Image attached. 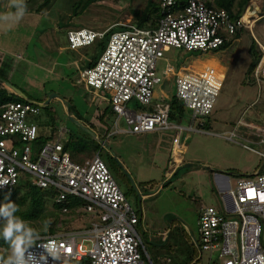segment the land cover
Here are the masks:
<instances>
[{
  "label": "built area",
  "instance_id": "built-area-1",
  "mask_svg": "<svg viewBox=\"0 0 264 264\" xmlns=\"http://www.w3.org/2000/svg\"><path fill=\"white\" fill-rule=\"evenodd\" d=\"M158 1L161 17L154 27H141L130 20L117 23L120 29L116 31L70 29L66 37L71 49L104 41L96 61L79 70L78 81L92 91L111 93L114 132L174 131L170 158L175 167L182 163L186 151L181 134L203 130L225 72L221 65L210 63L196 70L184 66L177 69L167 63L159 71L158 63L171 48L202 53L217 50L224 36L231 37L246 25L242 17L234 21L227 11L208 6L206 0H188L179 13L171 12L176 0ZM261 50L264 53V47ZM254 74L259 79L264 77V56ZM171 81L175 93L161 90L156 94L158 86ZM174 98L191 112L189 125L169 120ZM39 112L38 104L25 100L0 107V205L13 202L23 173L37 187L53 189L54 201L64 205L63 211L68 210L72 199L79 201L90 222L81 230L37 237L29 249L35 257L33 264H153L137 230L141 218L98 153L82 163L73 161L64 149L65 129L39 150L33 148L38 135L33 117ZM120 118L125 129L118 127ZM252 130L258 131L264 144V129ZM235 137L234 129L228 139ZM255 152L264 159V151ZM216 186L220 206L200 210L198 239L194 242L200 251H217L218 258L210 256L208 264H264V172L241 175L234 187L224 176ZM87 241L92 243L90 249L83 244Z\"/></svg>",
  "mask_w": 264,
  "mask_h": 264
},
{
  "label": "rangeland",
  "instance_id": "rangeland-1",
  "mask_svg": "<svg viewBox=\"0 0 264 264\" xmlns=\"http://www.w3.org/2000/svg\"><path fill=\"white\" fill-rule=\"evenodd\" d=\"M87 1L53 0L49 7L36 11L42 0H23L26 9L17 19L13 0H0V17H9L0 18V79L36 103L48 100L51 93L59 97L50 100L33 120L45 134L65 129L63 140L69 131L84 138L87 149L82 158L100 155L141 218L137 230L153 264H208L210 256L218 258L217 251H200L194 241L200 210L220 206L214 175L223 172L234 187L239 175L264 172V159L255 152L264 151L258 131L241 125L237 137L228 139L238 119L264 127V77H255L249 69L251 50H256L253 39L259 41L260 49L264 47V0L247 5L241 17L250 10L252 16L245 25L251 28L240 31L226 48L208 53L171 48L159 61L161 71L167 63L178 69L200 67V62L218 65L214 62L218 60L225 72L206 130L181 134L186 151L178 167L170 164L169 157L174 131L114 132L111 93L92 91L78 81L79 70L96 61L99 53L94 55L91 46L71 49L66 37L70 29L116 31L120 29L116 24L130 21L131 10L142 8L146 0H91L84 7ZM172 82L158 86L156 94L161 90L175 93ZM190 114L184 110L181 126L191 122ZM118 127L125 129L122 118ZM78 210L85 213L81 207ZM83 244L92 247L90 241ZM10 254L0 248L1 260Z\"/></svg>",
  "mask_w": 264,
  "mask_h": 264
},
{
  "label": "trees",
  "instance_id": "trees-1",
  "mask_svg": "<svg viewBox=\"0 0 264 264\" xmlns=\"http://www.w3.org/2000/svg\"><path fill=\"white\" fill-rule=\"evenodd\" d=\"M52 1L53 0H42V3L38 6L36 11H40L44 7H49ZM90 1L91 0L85 2L86 4L83 6H87ZM251 1L252 0H206V4L213 8L224 9L228 12L230 18L236 21L241 18L244 10ZM187 2L188 0H176V5L171 12L179 13L183 10ZM78 9L79 3L75 5V13H77ZM131 15V22L134 24L145 28L154 27L156 26L158 19L161 17L159 1L146 0V3L142 8L138 7L132 9ZM244 29H248V27L238 29L237 32L231 36V38L224 36V43L220 48H226L233 39H237L239 37L240 31ZM253 45L256 50H251L252 60L249 67L252 73H254L257 64L263 56V51L260 49L255 39H253ZM90 46L92 47L93 54L97 55L103 50L104 41H96ZM92 63L93 61L89 62L87 66ZM23 101L24 99L22 97L0 83V107L10 102ZM109 107L111 113H113L111 105ZM43 108H47V105ZM69 108L71 112V105H69ZM41 109L42 108L40 107V110ZM184 110L183 106L174 98L170 105L169 120L176 124L182 123L185 117ZM98 117L101 118V114ZM207 124L208 121L205 120L203 129L206 130ZM56 137L57 134L55 131L52 130L51 133L45 134L43 129L38 126V135L33 143V148L35 150H39L45 142L54 140ZM63 144L64 149L68 151L73 161L82 163L86 160L85 158H82V153H84L87 149V142L84 138L69 131L67 138L63 140ZM93 146L96 148L98 144H93ZM170 164L174 167V163L171 158ZM109 170L112 173L110 168ZM175 174L176 173L173 175ZM55 197L56 193L53 189H42L37 187L32 183L29 176L22 173L19 178L18 185L15 187L12 195L13 203L19 207V211L15 213V215L26 221L29 226L34 228L38 233L37 237L81 230L89 227L90 218L86 216L83 211L78 210V207L81 204L80 202H77L76 199H72L69 203L68 210L63 211L64 205L56 203L54 201ZM2 224L3 222L0 221V227H2ZM0 248L4 251H10L9 245L5 243L2 238H0Z\"/></svg>",
  "mask_w": 264,
  "mask_h": 264
},
{
  "label": "clouds",
  "instance_id": "clouds-1",
  "mask_svg": "<svg viewBox=\"0 0 264 264\" xmlns=\"http://www.w3.org/2000/svg\"><path fill=\"white\" fill-rule=\"evenodd\" d=\"M13 4L17 8L16 18L19 19L23 16L26 5L23 0H13ZM18 211L19 207L11 201L0 205V221L3 222L0 227V238L9 245L11 251L8 258L3 260V264H33L35 260L29 249L33 246L38 233L26 221L15 215Z\"/></svg>",
  "mask_w": 264,
  "mask_h": 264
},
{
  "label": "water",
  "instance_id": "water-1",
  "mask_svg": "<svg viewBox=\"0 0 264 264\" xmlns=\"http://www.w3.org/2000/svg\"><path fill=\"white\" fill-rule=\"evenodd\" d=\"M0 83L2 84V85H6L8 88H10L11 90H13L16 94H18V95H20L25 101H29V102H33V101H31L29 98H27L19 89H17V88H15V87H13L10 83H8V82H6V81H4V80H2V79H0ZM53 98H59L55 93H51L50 95H49V97H48V100H45L44 102H41V103H36V102H34V103H36V104H38L41 108H43V107H45L49 102H50V100H52ZM72 118V117H71ZM73 119V118H72ZM75 122L76 123H78V124H80L77 120H75ZM80 126L83 128V129H85L86 131H88V129L87 128H85L82 124H80ZM100 142H103V141H100ZM217 175L218 174H220V175H224V173L223 172H217L216 173Z\"/></svg>",
  "mask_w": 264,
  "mask_h": 264
},
{
  "label": "crops",
  "instance_id": "crops-1",
  "mask_svg": "<svg viewBox=\"0 0 264 264\" xmlns=\"http://www.w3.org/2000/svg\"><path fill=\"white\" fill-rule=\"evenodd\" d=\"M214 62H218V64H219V61L218 60H216V61H214ZM200 63H202V64H206L207 62H200ZM189 67H194L195 69H198V68H200V67H195V66H189ZM191 68H189V69H191ZM192 70H194V69H192ZM255 75V74H254ZM256 77V76H255ZM190 119V118H189ZM190 123H188V124H186V125H189ZM241 125L244 127V128H246V129H250V130H252L253 129V127H260V128H263L264 129V127H262V126H260V125H258V124H255V123H252V122H244L243 120H241V119H238V122H237V126H236V128H235V130L237 131V129L238 128H240L241 127ZM233 131V130H232ZM259 143H261V142H259ZM263 146H264V144H262ZM169 157H171V153H170V155H169ZM182 164V163H181ZM179 165H177V166H175V167H178ZM244 175V174H243ZM224 176H226V175H220V174H215L214 175V180H215V183H218L219 181H221V179H223L224 178Z\"/></svg>",
  "mask_w": 264,
  "mask_h": 264
},
{
  "label": "bare ground",
  "instance_id": "bare-ground-1",
  "mask_svg": "<svg viewBox=\"0 0 264 264\" xmlns=\"http://www.w3.org/2000/svg\"><path fill=\"white\" fill-rule=\"evenodd\" d=\"M255 10H257V9H255ZM254 14V13H253ZM250 16H252V13L250 12V10L248 11H246L245 13H244V15H243V20L244 21H246L247 23H248V21H249V17Z\"/></svg>",
  "mask_w": 264,
  "mask_h": 264
}]
</instances>
